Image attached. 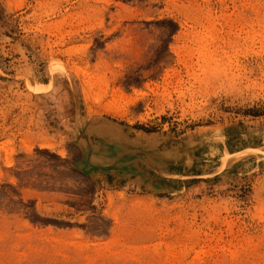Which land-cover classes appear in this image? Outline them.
Returning <instances> with one entry per match:
<instances>
[{"label": "rangeland", "instance_id": "374dc122", "mask_svg": "<svg viewBox=\"0 0 264 264\" xmlns=\"http://www.w3.org/2000/svg\"><path fill=\"white\" fill-rule=\"evenodd\" d=\"M0 264H264V0H0Z\"/></svg>", "mask_w": 264, "mask_h": 264}, {"label": "crops", "instance_id": "0c3cea01", "mask_svg": "<svg viewBox=\"0 0 264 264\" xmlns=\"http://www.w3.org/2000/svg\"><path fill=\"white\" fill-rule=\"evenodd\" d=\"M73 125H74V129L70 130L69 129L70 125L67 122H65L64 120H62L56 128L50 129L49 127L47 128L45 126L38 127V128L34 127V140L36 141V143L38 145L49 144V143H51V141H54L57 144L55 146L56 152L59 155H62V153L60 152V149L58 147V145L61 144L62 137L63 136L69 137L70 135H73V133H75L74 134L75 138L78 136L79 129L77 127L76 120H74L73 123H71V127H73ZM80 131H81V129H80ZM90 146L92 147V145H90ZM92 159H94L93 156H89L86 153H83V155H81V157L76 162L79 163L82 161L81 163H79V165L83 168H88V169L82 170V171H84L83 173H88V174L94 173L95 174L94 178L96 179L97 182H99L96 186H105V181H104L102 175H100V173L97 172L98 170L93 171L91 169L93 165H96V163L93 162ZM87 170H88V172H86ZM98 175H100V176H98ZM116 177L122 178L121 172H118ZM92 178H93V176H92ZM117 186H119V185H117Z\"/></svg>", "mask_w": 264, "mask_h": 264}, {"label": "bare ground", "instance_id": "6f19581e", "mask_svg": "<svg viewBox=\"0 0 264 264\" xmlns=\"http://www.w3.org/2000/svg\"><path fill=\"white\" fill-rule=\"evenodd\" d=\"M53 70H54V66H53ZM84 137H82V139H83ZM83 146V145H82ZM85 147H86V145H85ZM244 153V152H243ZM242 153V154H243ZM91 156H93V154H91ZM236 156V155H235ZM234 157V156H233ZM242 157V156H241ZM236 158H238V157H236ZM233 160V159H232ZM107 161H109V160H107ZM112 162H114V163H116L117 162V160H112ZM118 162H121V161H118ZM94 166V165H93ZM223 166V165H222ZM230 166V165H229ZM96 167V166H95ZM97 167H99V166H97ZM105 168V167H104ZM220 168V167H219ZM225 168V167H224Z\"/></svg>", "mask_w": 264, "mask_h": 264}]
</instances>
